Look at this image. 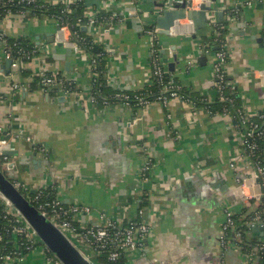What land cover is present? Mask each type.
I'll return each instance as SVG.
<instances>
[{
  "label": "crops",
  "instance_id": "0c3cea01",
  "mask_svg": "<svg viewBox=\"0 0 264 264\" xmlns=\"http://www.w3.org/2000/svg\"><path fill=\"white\" fill-rule=\"evenodd\" d=\"M209 1L194 0L193 9ZM245 1L211 3L223 14L219 22L225 25L230 94L254 117L264 109V0L242 6L236 19L226 14ZM84 3L85 16L97 21L102 17L93 25H79L80 37L106 51L99 64L102 92L150 89L149 38L139 18L153 4L141 2L137 18L130 0ZM55 27L47 19L23 16L0 25L9 38L40 42L46 54L44 60H33L26 67L18 81L21 88L14 91L0 50V129L12 134L9 146L17 155L7 162L15 163L19 183L29 195L52 189L64 206L88 208L87 214L79 216L85 224H99L101 215L118 221L135 218L140 208L149 233L143 253L125 254L124 264H242L243 253L219 246L224 208L231 206L235 213L239 209L231 187L235 178L247 176L252 169L232 119L209 114L203 104L192 109L175 99L166 105L153 101L131 108L121 103L86 102L85 106L73 97H46L32 87V72H61L66 61L73 68L67 75L84 96L92 87V76L72 55L64 61L52 59L54 54L65 55L64 47L47 42L46 34L55 33ZM211 31L210 26L196 30L189 20H179L167 38L158 36V51L167 77L188 95L213 105L217 103L211 66L215 46L205 45ZM168 43L175 46L173 51L167 49ZM174 54L182 57L168 71ZM200 57L203 62H198ZM144 155L152 163L146 181L140 175ZM21 264H47L42 247L26 253Z\"/></svg>",
  "mask_w": 264,
  "mask_h": 264
},
{
  "label": "built area",
  "instance_id": "2783aa9c",
  "mask_svg": "<svg viewBox=\"0 0 264 264\" xmlns=\"http://www.w3.org/2000/svg\"><path fill=\"white\" fill-rule=\"evenodd\" d=\"M187 10L194 8V0H185ZM255 0H247L244 3H237L233 8L227 10V18L236 19L242 6H251ZM79 0L66 2H47L46 0H0V25L6 23L13 16L29 17L32 20L47 19L52 21L59 29L54 33L53 45L62 43L64 47L73 49L74 54L82 60L83 66L88 70L91 77V90L84 96L82 90L72 79H66L61 72H32L31 78L36 81L38 89L51 97H73L76 101L86 106V102L93 105L108 106L113 103H121L131 108H142L151 102H160L166 105L170 100H179L195 109L197 101L181 94L180 86L173 78L167 77L161 62L158 51V30L154 27H146L144 33L149 38V64L151 67L152 84L156 88V93L147 92L145 89L138 91L134 96L128 92H115L106 95L102 92V83L99 78V64L104 58L106 51L94 52L95 46L88 38L80 37L76 30H72L66 17L72 14L68 6L75 5ZM134 6L133 15L139 18L140 0H130ZM55 6L62 9L57 15L49 14L47 10ZM143 14V13H142ZM138 15V16H137ZM87 17V16H86ZM95 17V16H94ZM141 18V17H140ZM139 18V20H140ZM88 25H93L97 21L95 18H86ZM102 17H100L101 21ZM78 20V25H81ZM212 28L210 37L214 39L217 50L213 54L212 62V85L216 92L215 102L222 105L221 111H212L209 104L203 102L204 108L209 114H220L228 116L233 121V127L240 136L241 147L250 159L252 169L247 176L235 178V185L232 193L238 202V212L224 209V221L221 225V235L219 246L222 250L235 249L243 253L242 264H252L255 258H259L257 264H264V242H257L253 247L247 248L250 242V230L253 226L264 227V147H260L257 141H262L264 145V109L260 113L251 117L241 106L233 108L234 100L232 94H226L227 87H231L226 72L228 51L226 41L222 37L223 25L220 22L211 20ZM61 32L62 34H59ZM5 32L0 29V50L4 59L10 60V71L7 76L11 81V89L16 91L21 88L19 77L25 73L26 67L33 60H44L46 58L44 46L35 45L25 39L27 44H21L14 38L10 44ZM264 43V32L262 34ZM27 47L29 49H27ZM33 81V82H34ZM229 109H233L230 111ZM11 132L0 129V165L7 163V158L2 156L4 150H10L9 139ZM16 137V136H14ZM151 160L148 155L143 157V165L140 175L143 181L148 179L151 168ZM15 186L21 192H27V188L16 182ZM44 189L37 190L29 198L30 202L45 215L61 232L71 240L79 250L92 262L99 264L97 259L105 255L106 261L115 264L124 255L137 251L143 253L146 237L149 233L148 222L142 219V210L138 208L136 217L126 220L110 219L101 215L99 224L81 223L79 216L87 214L89 209L79 206H64L55 197L53 200L45 198ZM51 192H49L50 194ZM4 219L11 228L9 233L13 236L11 241L16 244V250L9 251L6 255H0L1 264H21L26 253L32 252L36 246L43 249V256L47 264H60L59 261L49 254L47 249L40 244L35 234L5 203ZM8 236V235H6ZM19 238V241L17 240ZM24 238V242L21 240ZM1 239V237H0ZM10 241V242H11ZM6 244L8 241L5 242ZM23 249L17 250V248Z\"/></svg>",
  "mask_w": 264,
  "mask_h": 264
},
{
  "label": "water",
  "instance_id": "95a60500",
  "mask_svg": "<svg viewBox=\"0 0 264 264\" xmlns=\"http://www.w3.org/2000/svg\"><path fill=\"white\" fill-rule=\"evenodd\" d=\"M145 1L151 2L153 6L148 12L143 11L140 22L145 24L146 27L154 26L158 30V36H161L163 39L170 35L171 28L175 25V22L182 19L189 20L196 30H201L210 26L209 24L211 20L215 17L216 20L219 18L217 20L218 22L223 19L222 12H217V10L212 6L211 2H215L216 0H211L207 3H200L197 6V10H187V3L185 0H140L139 6H141V2ZM254 3L259 4V1L255 0ZM58 29L59 27L56 26L55 30L57 31ZM46 37L47 42L53 45L54 33L46 34ZM39 43L40 42H36L37 45ZM54 46L57 48L64 47L62 43H57ZM166 47L170 51L175 49V46L172 43H168ZM64 48L65 55L54 54L51 56L52 59L64 61L66 56L72 55L75 58V61L79 60L83 66L82 60L74 54L73 49L68 47ZM215 50H217L216 46L212 49V51ZM181 57V54L173 55V62H171L167 67L168 71L174 70L175 65L178 63V59ZM4 60L6 67L4 72L8 74L7 72L10 71L11 61L6 59ZM197 60L198 62H203L204 58L200 57ZM63 68L64 70L61 71L63 77L71 79V76L67 75L68 72L73 71L69 61L64 63ZM77 77H79V75ZM46 97H48V95H46ZM16 155L17 152L12 150H4L2 152V156H5L6 158L11 156L15 157ZM18 178L19 175L15 170V163L7 162L0 165V197L4 203L22 219V221L35 234L40 244H42L47 251L59 261L60 264H92V262L79 250V248L71 240H69L57 226H55L45 215H43L19 189H17L15 183H19ZM260 231L263 232L264 227L253 226L251 228L252 233H258ZM258 260V257L255 258L252 264H257Z\"/></svg>",
  "mask_w": 264,
  "mask_h": 264
},
{
  "label": "trees",
  "instance_id": "16d2710c",
  "mask_svg": "<svg viewBox=\"0 0 264 264\" xmlns=\"http://www.w3.org/2000/svg\"><path fill=\"white\" fill-rule=\"evenodd\" d=\"M66 8H68L69 10L72 11V14H70V15H68L66 17V20L69 22L71 29L72 30H76L78 33L81 34L80 28H79V25H78V20H80V23H82V24L86 23L88 21V19H86L87 17L84 15V10H85L84 0H79V2L76 3L75 5H71V6H68ZM61 9L62 8L60 6H55L53 8H49L47 10V12L49 14L57 15ZM98 21H100V18H99ZM224 30H225V25H223V29L221 30L223 38H224ZM16 40H17V42H20L21 44H25V43L27 44V41L24 38H19V39H16ZM13 41H14V39H9L10 44L13 43ZM213 41H214V39L212 37H210L208 40L205 41V45H207V47L211 48L212 45L213 46L216 45V44H213ZM27 49H29V48L27 47ZM92 51L99 52L101 50H100V48L98 46H94ZM35 86H36V81H34L33 84H32V87H35ZM145 90L147 92L156 93V88H155L154 85H151L150 89L146 88ZM230 90H231V88L227 87L226 90H225V93L229 94ZM136 93H130V94H131V96H134ZM181 94H183L184 96H188V97L194 99L195 101L199 102V103H197L198 105H202L203 104V102L199 98H193L190 94L188 95V93H186L185 91L181 90ZM232 96H233V100H234L233 108H236V107L239 106V104H238L239 100H238V98L235 95L232 94ZM209 107H211L212 111L219 112V111H221L222 105L219 104V103H214L213 105L209 104ZM229 110L233 111V109H229ZM257 142H258L260 147H262V148L264 147L262 141H257ZM43 192L45 194L44 196H45L46 199L53 200L55 198L54 190H52V189H44ZM49 192H51V193L49 194ZM29 196L31 197V195H29ZM32 204L34 205L33 202H32ZM144 204H145V201H142L141 205H144ZM4 211H5V208L2 205H0V237H1V239H0V255L1 256L8 254V252L11 251V250L12 251L16 250L15 249L16 248V244H14L11 241V239H13V236H11V234L9 233V230L11 228L9 227V224L6 222V220L3 217L4 213H5ZM249 233L254 235V236L251 237L250 242H248L247 248H251V247L254 246L255 243L262 242L264 240V231L261 232L262 233L261 236H259L257 233H252L251 230H250ZM6 235H8V236H6ZM17 240L19 241V238H17ZM21 240L24 242V238H21ZM6 241H8L7 244L5 243ZM17 250L24 251L23 249H20L19 246H18ZM23 253L26 254V251H24ZM97 260H98L97 262L99 264H110V263H108L106 261V256L105 255L100 256ZM124 261H125L124 258L121 256L119 258V260L115 264H124L125 263ZM0 263H2L1 260H0ZM12 264H17V263L14 262Z\"/></svg>",
  "mask_w": 264,
  "mask_h": 264
},
{
  "label": "rangeland",
  "instance_id": "374dc122",
  "mask_svg": "<svg viewBox=\"0 0 264 264\" xmlns=\"http://www.w3.org/2000/svg\"><path fill=\"white\" fill-rule=\"evenodd\" d=\"M23 194H24L28 199L30 198L28 192H23ZM0 205H2L3 207H5V205H4V201L2 200L1 197H0ZM42 250H43V249H42Z\"/></svg>",
  "mask_w": 264,
  "mask_h": 264
}]
</instances>
